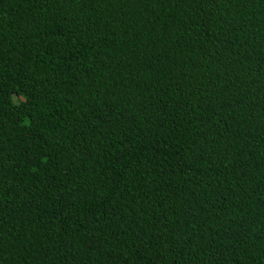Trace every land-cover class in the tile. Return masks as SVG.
I'll list each match as a JSON object with an SVG mask.
<instances>
[{"label": "trees", "instance_id": "trees-1", "mask_svg": "<svg viewBox=\"0 0 264 264\" xmlns=\"http://www.w3.org/2000/svg\"><path fill=\"white\" fill-rule=\"evenodd\" d=\"M0 264H264V0H0Z\"/></svg>", "mask_w": 264, "mask_h": 264}]
</instances>
